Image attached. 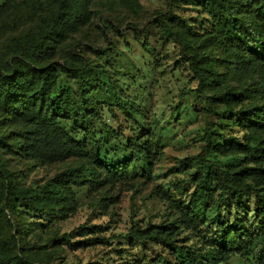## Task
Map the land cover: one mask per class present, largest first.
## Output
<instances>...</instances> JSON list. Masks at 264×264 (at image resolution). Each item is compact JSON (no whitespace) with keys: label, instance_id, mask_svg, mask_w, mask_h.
<instances>
[{"label":"trees","instance_id":"obj_1","mask_svg":"<svg viewBox=\"0 0 264 264\" xmlns=\"http://www.w3.org/2000/svg\"><path fill=\"white\" fill-rule=\"evenodd\" d=\"M162 1L148 14L140 0H0V264L95 247L117 260L80 264H264V0ZM171 50L193 85L181 97L203 104V137L170 168L183 175L175 190L151 191L162 218L132 219L125 249L105 224L60 234L78 190L107 215L117 184L137 192L155 177L167 145L152 72ZM55 168L28 183L29 171Z\"/></svg>","mask_w":264,"mask_h":264},{"label":"rangeland","instance_id":"obj_2","mask_svg":"<svg viewBox=\"0 0 264 264\" xmlns=\"http://www.w3.org/2000/svg\"><path fill=\"white\" fill-rule=\"evenodd\" d=\"M148 14H152L156 8L163 5L162 0H140ZM178 14L191 20L197 28L207 26L206 18H201L197 9L193 7H181L176 9ZM140 53V50L139 52ZM159 63L162 65L157 72L156 67L152 72L153 77L158 78V85L153 88L149 107L152 106L154 114L160 119L159 125L165 128L162 140L167 145L165 154L154 163L155 177L150 179L147 186L134 192L131 185L117 184L113 193L116 197V205L110 208L107 215L102 214V210L92 206V199L87 188L78 190L80 208L78 213L70 220L60 225V234L71 232L86 223L108 225L106 236H115L112 248H128L125 236L128 234L132 219L141 225L148 222H159L165 210V202L158 196H150L151 191L159 185L174 191V184L183 180V175H173L170 168L177 164L178 160L197 154L203 137V124L198 115V110L203 106L201 100L192 98L190 94L187 98L181 97V90L193 87L189 79L179 72L174 65L177 61V54L173 50L169 52L167 58L163 56ZM127 65V63H125ZM65 83V82H64ZM180 110L176 112L177 105ZM150 117V116H149ZM117 126V125H116ZM55 169H37L29 171L28 183L34 185L43 183L54 177ZM122 243L123 246L118 244ZM63 258L67 264H80L89 261H100L101 259L117 260L115 251L109 248L95 247L75 253H65ZM63 258L57 260L56 264H63ZM230 264H249L245 260L234 257Z\"/></svg>","mask_w":264,"mask_h":264}]
</instances>
